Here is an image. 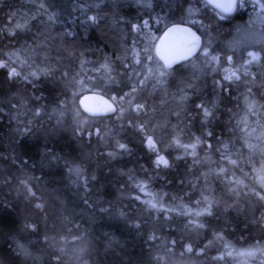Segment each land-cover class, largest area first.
<instances>
[{
  "label": "trees",
  "instance_id": "obj_1",
  "mask_svg": "<svg viewBox=\"0 0 264 264\" xmlns=\"http://www.w3.org/2000/svg\"><path fill=\"white\" fill-rule=\"evenodd\" d=\"M249 8L0 0V63L15 53L21 74L0 68V264H264V45L238 41H248L240 15L250 17ZM15 23L26 29L7 35ZM174 23L198 32L200 52L163 85L141 86L149 51L153 58L148 34ZM232 73L240 79L226 80ZM85 92L113 98L117 111L84 115L77 99ZM137 103L144 132L128 125ZM197 138L193 156L182 145ZM117 141L130 153L110 157ZM158 155L167 166H157Z\"/></svg>",
  "mask_w": 264,
  "mask_h": 264
},
{
  "label": "snow or ice",
  "instance_id": "obj_2",
  "mask_svg": "<svg viewBox=\"0 0 264 264\" xmlns=\"http://www.w3.org/2000/svg\"><path fill=\"white\" fill-rule=\"evenodd\" d=\"M40 9H44V4L40 3L39 5ZM215 7L221 8L224 11H230L232 10V8L234 7L233 3H227V4H216ZM15 15V14H13ZM36 17L33 16L32 19H35ZM49 21L52 20V16L48 17ZM26 29V25L22 24V23H15L14 28L11 26V24L9 25L8 31H7V35L9 36H17L18 35V30L19 31H23ZM4 30L0 29V33H2ZM176 31H180L182 32V36L180 37H173L172 39H170L169 41H167L166 43H162L161 47L157 49L156 55L159 57V60L162 61L163 63L161 65H158V67L153 71L152 69H149L150 73H152V75L150 76H146L144 78V80H140L139 84L141 86L144 85L146 80H150V79H156V83L157 84H161L163 85L165 82L160 80L159 78H157L155 76V73L158 72L159 73V77H164L166 75H172L173 72L178 71V69H173V65L174 64H178L181 63L183 61H187L190 59V57H192L199 49H200V38L198 36H196L195 33L191 32V30H173V32ZM206 56L208 55L207 52L204 53ZM15 55V53H12L9 55L8 60L9 63H0V68H6L9 69V76L11 78H19L20 77V72H18L16 70L15 67L12 66L11 61H12V57ZM251 56H253V58H255L254 54L250 53ZM3 58V54L0 53V59ZM148 59H152L151 56L148 57ZM138 63L140 61H137ZM107 67V66H105ZM168 70H172V71H168ZM30 75L35 76L36 73H30ZM245 75H248L247 72H245ZM25 79H27V77H25ZM226 80H239L240 77L238 75H236V73H232L231 75H228L225 77ZM191 86V85H189ZM153 87H155V85H153ZM133 91H136V87H133ZM181 91H183V89H181ZM249 91H251V89H249ZM182 99H186L185 96L181 97ZM105 107L101 110V111H105V112H113L115 113L117 111L116 108H113V106L111 104H107L105 102ZM196 107L200 108L203 111V115L205 118H208L209 116L213 115L212 111L210 108L204 106V105H196ZM254 107V103H249L248 104V108L249 111L252 110V108ZM89 112L93 113V114H98L96 109H88ZM132 111L136 113L135 117H129L128 119V125L129 127H132L134 129H136L139 132H144L145 131V127H144V120L142 118V116H146L147 112L145 110V105L142 103H137L133 108ZM119 116H123V112H121L119 114ZM119 118V117H118ZM137 120L139 121V123H137ZM25 128L27 129V125H25ZM97 136H101L102 132L101 130H97L95 133ZM106 134V133H105ZM209 135H211V133H209ZM147 140V146L149 148L150 151L155 152L156 151V142L154 141L152 136H147L146 137ZM201 141L199 138H197L196 143H192V144H184L182 145L186 150L191 148L192 152L191 155L195 156L196 152L195 149L197 147V144H199ZM118 145V149L119 151L117 152L116 150L110 151L108 153V155L110 157H115L117 155H123L125 153H130V149L128 148V146L125 143H122L120 141L116 142ZM176 143H179L178 139L176 141ZM209 148L212 147L211 144L208 145ZM217 151H219V149H217ZM221 155H225L224 153H221ZM232 164H236L235 160H230L229 161ZM157 166L163 164L164 166L168 165L167 160L164 159L163 156H159L158 155V159L156 160ZM72 171L74 172V174L77 175V177L79 178L81 175H83L82 171L80 168H75L72 169ZM220 172L224 173L225 169L223 167L220 168ZM91 179H95V177H91ZM239 183V182H237ZM140 187V190L143 191V187ZM28 191L35 196L36 194L34 192L31 191V189H28ZM137 199H139V197H137ZM207 197H204V200L207 201ZM261 200H264V195L260 196ZM147 204L150 205L151 208H156L157 204L154 203L153 201H146ZM38 208L42 207V205L37 204L36 205ZM204 212H206L208 215H212L211 212V205L209 204V207L204 209ZM195 215H201L200 212L195 213ZM191 223V221H190ZM198 227H203L204 224L200 223L197 225ZM187 251L191 252L192 248L191 246H189L187 248ZM251 254V253H249Z\"/></svg>",
  "mask_w": 264,
  "mask_h": 264
},
{
  "label": "water",
  "instance_id": "obj_3",
  "mask_svg": "<svg viewBox=\"0 0 264 264\" xmlns=\"http://www.w3.org/2000/svg\"><path fill=\"white\" fill-rule=\"evenodd\" d=\"M208 1L214 7L218 3L219 4H227L230 2L233 3V0H208ZM216 8H218V7H216ZM218 9H220L223 12H229V11H224L221 8H218ZM173 30H191V32L195 33L196 36H198L200 38V48L202 46V39H201L200 35L193 28H191L189 25L181 24V23H175V24L168 25L158 35V37L154 43V48H153L154 56L157 58V60L161 64L163 62L160 61L159 57L156 55L157 49L161 47L162 43H166L167 41H169L173 37H180L183 34L180 31L173 32ZM199 50L192 57H194L199 52ZM192 57H190V58H192ZM178 64H174L173 67L178 65ZM105 102L107 104H111L113 106V108H116L115 104L111 98H109V97H107L101 93H98V92H85L78 97L77 107L81 113H83L84 115H86L88 117L109 116V115L114 114L113 112L101 111L106 106ZM92 108L96 109L98 114H93V113L88 111V109H92Z\"/></svg>",
  "mask_w": 264,
  "mask_h": 264
},
{
  "label": "rangeland",
  "instance_id": "obj_4",
  "mask_svg": "<svg viewBox=\"0 0 264 264\" xmlns=\"http://www.w3.org/2000/svg\"><path fill=\"white\" fill-rule=\"evenodd\" d=\"M248 3L249 4V15L250 17H247V21H250V24H247L246 28L244 29V34L247 35L248 37V41L247 43L244 40L239 39V43H242L240 46H244V44L247 45H252V46H258V45H264V35H260L261 34V29L262 26L261 25H256L257 23H253V22H260V18L257 15V10L259 11V13L262 12V9L264 8L263 4H264V0H238V3L235 7H238L239 9H243V4ZM253 23V24H252ZM256 25V26H255ZM149 35V40H153L156 36V34H148ZM244 43V44H243ZM147 47V45H146ZM262 47V46H261ZM202 54V53H200ZM149 55L152 57V55L150 54L149 51ZM150 63H147V67L148 70L147 75L150 76L152 75V73H150L149 69H152L153 71L158 67V65H161L154 57L150 60ZM226 70V69H224ZM155 76L157 78H159L162 81H165L166 76L164 77H159V73L156 72ZM150 81H152V83H156V79H150ZM244 253V252H242ZM251 253V254H249ZM245 254L247 255H254L255 252L254 251H247L245 252Z\"/></svg>",
  "mask_w": 264,
  "mask_h": 264
},
{
  "label": "flooded vegetation",
  "instance_id": "obj_5",
  "mask_svg": "<svg viewBox=\"0 0 264 264\" xmlns=\"http://www.w3.org/2000/svg\"><path fill=\"white\" fill-rule=\"evenodd\" d=\"M237 3H238V0H234V3H233V4H234V7H233V9H232L230 12H232V11L235 10V8H236L235 6H236ZM263 6H264V4H263ZM236 10H237V9H236ZM228 13H229V12H228ZM261 14H262V15L259 17L261 21H260V22H253V23H257V24L259 23V24L262 26V28H263V25H264V8L262 9ZM240 17H241L242 20H245V21H243V24H244V25H243V28L245 29L246 26H247V24H250L251 22H250V21H247V17H245V15H240ZM231 18H232V17H231ZM233 18H234V17H233ZM242 20H241V21H242ZM253 23H252V24H253ZM257 24H256V25H257ZM245 25H246V26H245ZM256 25H255V26H256ZM262 30H263V29H262Z\"/></svg>",
  "mask_w": 264,
  "mask_h": 264
}]
</instances>
